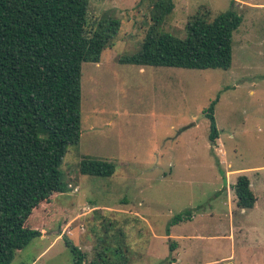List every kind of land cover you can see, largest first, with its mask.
<instances>
[{
  "label": "rangeland",
  "instance_id": "rangeland-1",
  "mask_svg": "<svg viewBox=\"0 0 264 264\" xmlns=\"http://www.w3.org/2000/svg\"><path fill=\"white\" fill-rule=\"evenodd\" d=\"M238 1L173 0L159 31L180 39L195 17L212 20L232 8L243 17L233 36L232 67L190 70L122 63L140 51L154 24L151 3L90 0L89 35L106 17L121 27L101 61L82 66L81 139L60 168L69 191L53 202L52 234L33 240L11 264H74L65 236L90 264L108 225L109 236L124 233L130 264H170L177 254L161 239L169 229L212 238L219 226L229 228V163L231 170L264 168V0ZM218 97L220 141L213 146L205 111ZM88 157L113 163L115 174L83 175L80 164ZM242 175L252 180L258 202L244 213L234 208L237 240L228 235L185 243L189 253L179 258L182 264H264V171L263 181L254 172ZM237 178L231 177L232 185ZM188 211L192 219L170 226Z\"/></svg>",
  "mask_w": 264,
  "mask_h": 264
},
{
  "label": "trees",
  "instance_id": "trees-1",
  "mask_svg": "<svg viewBox=\"0 0 264 264\" xmlns=\"http://www.w3.org/2000/svg\"><path fill=\"white\" fill-rule=\"evenodd\" d=\"M147 1L154 24L140 51L122 63L190 70L232 67L233 36L243 22L237 11L232 8L212 20L195 17L180 39L159 31L174 10L173 0ZM89 2L0 0V264H11L18 252L42 237L55 198L69 191L60 168L69 147L81 139L82 66L98 64L121 27L118 19L106 17L89 35ZM218 102L219 97L205 111L213 146L219 138ZM115 171L106 160L88 157L80 164L86 176L112 177ZM234 189L240 208L254 207L246 176L238 178ZM191 217L189 211L177 215L170 226ZM116 233L118 238L109 236V225L105 228L90 264H130L124 233ZM65 237L73 263L87 264V256ZM176 247L170 244V251Z\"/></svg>",
  "mask_w": 264,
  "mask_h": 264
},
{
  "label": "crops",
  "instance_id": "crops-1",
  "mask_svg": "<svg viewBox=\"0 0 264 264\" xmlns=\"http://www.w3.org/2000/svg\"><path fill=\"white\" fill-rule=\"evenodd\" d=\"M238 1V0H237ZM242 1V0H241ZM240 0L238 1V3L239 2H241ZM242 4L244 3V2H241ZM218 104V103H217ZM218 141H220V134H219V138L217 139V142ZM226 164V163H225ZM224 164V165H225ZM224 165H222V166H224ZM228 168L230 169V171H227L226 173H225V180H226V183H227V188H226V194H227V196H228V201H229V203H230V205H229V207H230V217L233 219V221H231V224L229 225V228L227 229V228H224V227H221V226H219V229L215 232V234H214V236L215 237H208L207 235H204V234H202V235H198V234H195V233H191V234H189V235H187V234H179V235H177V234H175L174 233V231H173V229H170L169 230V233H166L165 232V235L163 236V237H161V239L162 240H167V243H168V245H169V249H170V244H172V243H174L175 245H177V247H176V249L173 251V252H175V254H177L176 255V257H175V259L173 258V259H170V264H182V261H183V259H179L180 257H183L184 255H187V253H189L188 251H187V249H186V246L184 245L185 243H191V242H193L194 240H197V241H203V242H206V241H218V240H220L222 237H227L228 235H229V240L230 241H234V240H237V236H236V231L234 230V226H236V223H235V221H234V217L236 216V214H237V211H234V208L236 207L237 208V210H240V212H245V211H248V210H253L254 208H256V205H257V202H258V199L256 198V202H255V205H254V207L253 208H251V209H243V208H240L239 206H238V204H237V196H236V193H235V189H234V187H235V185H236V183H237V181H238V178L239 177H241L240 176V174H242V173H247V172H254V173H256V175H257V178H259V181H263L262 180V178H261V175H260V173L261 172H263L264 171V168H256V169H254V170H252V171H249V170H231L232 169V167H231V164L229 163V165H228ZM234 175H238V178H237V181H236V183L234 184V185H232V183L230 182V179H231V177L232 176H234ZM242 176H244V175H242ZM247 177V176H246ZM248 179H249V181H250V188H251V190H252V188H253V184H252V180L249 178V177H247ZM233 189V190H232ZM76 191H77V189H76ZM232 192H233V194H234V196H235V199H231V197H232ZM252 192H253V190H252ZM253 194H254V192H253ZM254 196H255V194H254ZM256 197V196H255ZM79 199V200H78ZM78 201H81L80 200V198L78 197ZM236 202H235V201ZM75 203H77V201H75L74 202V204ZM190 219H192V217L190 218ZM237 227H239L238 229H240V227L241 226H237ZM79 230V229H78ZM77 230V231H78ZM53 233H55V232H53ZM50 234H52V233H50L49 231H47V229L43 232V235H42V237H40L39 239H41V240H46V238L48 237V236H50ZM168 234V235H167ZM62 233L58 236V238H57V241L58 240H61V237H62ZM76 241H79V238H78V236H77V240ZM80 242V241H79ZM50 246L48 247V249H50L52 246H53V243H50L49 244ZM75 245L77 246L78 244L77 243H75ZM78 246H80V245H78ZM170 251V250H169ZM173 252H171L170 251V253L172 254ZM179 259V260H178ZM186 264V263H185ZM204 264H212V263H204Z\"/></svg>",
  "mask_w": 264,
  "mask_h": 264
}]
</instances>
